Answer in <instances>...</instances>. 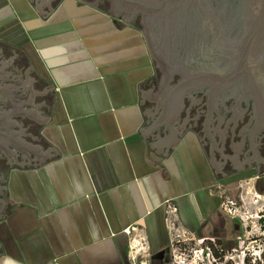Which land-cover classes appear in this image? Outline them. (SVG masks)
<instances>
[{
    "label": "crops",
    "instance_id": "crops-1",
    "mask_svg": "<svg viewBox=\"0 0 264 264\" xmlns=\"http://www.w3.org/2000/svg\"><path fill=\"white\" fill-rule=\"evenodd\" d=\"M0 42L53 85L38 133L60 153L37 168H8L0 264H130L127 227L145 238L150 264H171L169 200L179 227L224 251L247 229L221 210L223 196L259 198L264 218V164L217 178L192 129L166 156L141 134L139 85L156 73L137 27L76 0H60L46 18L31 0H0Z\"/></svg>",
    "mask_w": 264,
    "mask_h": 264
},
{
    "label": "water",
    "instance_id": "water-1",
    "mask_svg": "<svg viewBox=\"0 0 264 264\" xmlns=\"http://www.w3.org/2000/svg\"><path fill=\"white\" fill-rule=\"evenodd\" d=\"M46 18L60 0H31ZM99 9L98 3L76 0ZM108 17L140 28L156 76L139 85L145 117L141 134L151 148L166 156L188 127L198 94L205 92L210 110L234 89L238 100L251 101L253 124L209 126L207 139L194 130L217 178L264 164V0H108ZM159 72V74H158ZM176 79V80H175ZM24 98L22 99V96ZM53 85L40 79L22 50L0 42V156L9 167L37 168L60 153L38 132L49 120ZM186 116V118H185ZM34 122L28 133L19 120ZM7 171L4 176V186ZM1 180V179H0ZM4 192V187L2 188ZM0 200V219L5 206ZM3 253L0 245V255Z\"/></svg>",
    "mask_w": 264,
    "mask_h": 264
},
{
    "label": "built area",
    "instance_id": "built-area-1",
    "mask_svg": "<svg viewBox=\"0 0 264 264\" xmlns=\"http://www.w3.org/2000/svg\"><path fill=\"white\" fill-rule=\"evenodd\" d=\"M165 207V215H166V225L169 231L170 240H169V249L171 253V264H206V257L202 256L204 250L208 253L205 255H209V257L214 258L215 253L221 258L227 259L224 251L219 247L215 246L212 241L207 239L210 242L209 247H205V249L201 248L200 251L196 249H189L188 245L195 242L197 238L195 235L181 227H179L174 218L177 214V209L174 201L169 200L164 204ZM221 210L226 213L228 216L239 220L244 224L243 215L245 214V205L241 201L240 203L233 202L228 197L223 196L221 202ZM263 220L262 216L259 217ZM245 225V224H244ZM172 231H176V235L172 236ZM123 233L127 235L129 238V247H128V259L130 264H150V249L149 246L143 236H141L135 227H127L123 230ZM249 236V233H246ZM261 236H264V232L261 233ZM200 240V239H199ZM213 244V245H212ZM187 246V247H186ZM232 252H235L233 250ZM198 254V255H197ZM195 258L198 262H189L188 259Z\"/></svg>",
    "mask_w": 264,
    "mask_h": 264
},
{
    "label": "flooded vegetation",
    "instance_id": "flooded-vegetation-1",
    "mask_svg": "<svg viewBox=\"0 0 264 264\" xmlns=\"http://www.w3.org/2000/svg\"><path fill=\"white\" fill-rule=\"evenodd\" d=\"M90 2H96L97 0H88ZM99 9H102L104 11H107L110 9V4L108 0H100L98 3ZM135 26L137 28H140V17H137L135 21ZM159 74V72H158ZM160 75V74H159ZM176 80V79H175ZM22 99L24 98V95H21ZM206 96L207 94L205 92L198 94V100L196 106H193L189 104L191 101H189L186 104L187 109H191L190 115L187 118L188 119V127H191L194 130H199L203 133V135L207 139V130L209 129V126L215 127V129L220 128L223 130L226 127L233 128L234 126H237V132L239 130L246 126H250L253 124L255 113H254V107L251 101H241L238 105V100L241 99L242 93L241 91H238L234 89L232 92L227 94L225 101H218L215 103V108L213 110H210L209 107L206 104ZM186 118V116H185ZM23 124L24 127L27 128L28 133L31 135H34V133L37 131V125L34 122H31L29 120H26V117L24 119L19 120ZM261 142L264 144V133L261 139ZM9 167V159L4 155L1 154L0 156V200H3V196L1 194H4L2 191V188L4 187V176L6 171ZM1 209V204H0ZM197 238V237H196Z\"/></svg>",
    "mask_w": 264,
    "mask_h": 264
},
{
    "label": "rangeland",
    "instance_id": "rangeland-1",
    "mask_svg": "<svg viewBox=\"0 0 264 264\" xmlns=\"http://www.w3.org/2000/svg\"><path fill=\"white\" fill-rule=\"evenodd\" d=\"M245 196H247L250 200L251 196L249 194H245ZM259 201V198L248 201L249 204L245 205V210H242L245 212L243 219L249 236L241 241L240 246L235 250V252L223 250L225 255L227 253V259L222 257L220 258L216 253L214 258H211L209 255H205L208 252L204 250L202 256L207 258L205 260L206 264H264V236H261V233L264 232V222L259 218L261 216L258 212V210L261 209ZM175 235L176 231H172V236ZM206 246L209 247L210 242L207 240H199V238H197L195 242H192V244L188 245L190 250L196 249L197 251H200L201 248L205 249ZM168 260L170 263V249H168ZM188 261L191 263L198 262L194 257L188 259Z\"/></svg>",
    "mask_w": 264,
    "mask_h": 264
}]
</instances>
